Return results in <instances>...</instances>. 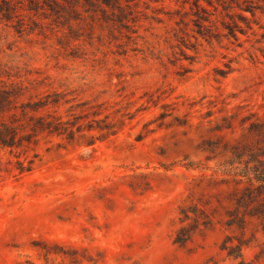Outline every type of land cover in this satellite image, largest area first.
I'll return each instance as SVG.
<instances>
[{"label": "rangeland", "instance_id": "1", "mask_svg": "<svg viewBox=\"0 0 264 264\" xmlns=\"http://www.w3.org/2000/svg\"><path fill=\"white\" fill-rule=\"evenodd\" d=\"M184 1L34 12L13 0L18 19L0 23V89L19 90L0 105L17 138L0 146V264H264L258 223L226 225L222 173L264 138L263 30L204 39ZM38 118L56 129L35 133ZM193 204L213 225L179 246V208Z\"/></svg>", "mask_w": 264, "mask_h": 264}, {"label": "trees", "instance_id": "2", "mask_svg": "<svg viewBox=\"0 0 264 264\" xmlns=\"http://www.w3.org/2000/svg\"><path fill=\"white\" fill-rule=\"evenodd\" d=\"M85 1L88 4L93 3L92 0ZM97 1L106 8L121 10L119 0ZM29 2V11L38 12L40 7H46V0H43V6L39 0H29ZM186 3L188 4L189 1L185 0L184 4ZM190 5L191 12L185 14L191 16L190 22L195 27L194 32L204 39H219L220 36L236 39L238 32L243 35H247L248 31L254 33L253 25L255 24L263 30L260 36L261 40L264 41V24L260 22L261 18H264V0H192ZM18 13L13 0H0V23H13L18 19ZM217 13L221 18L216 17ZM181 23L188 26L184 19H181ZM17 26L24 29L23 24ZM224 31H227V33H224ZM18 91V89H0V105L11 102L13 98L17 97ZM45 105L46 102L41 100L30 107L32 111H37ZM35 123L37 124L33 127L35 133L38 131L45 132L46 130L51 133L56 129L54 123L48 122L44 118L36 119ZM0 146H17L16 132L12 127L4 126L0 128ZM233 154L234 157L240 159L246 156L247 160L245 161V167L240 171L228 170L222 172L224 175L231 177L223 180V182L226 184L233 183V190L229 194L233 209L227 212L229 219L226 225L229 228L237 227L244 232L246 227L255 221L258 223L264 237V138L256 149L242 154L233 152ZM179 214L181 226L174 237V243L179 246L186 245L202 228L207 229L213 225V220L209 217L207 211L196 204L181 206ZM248 243L250 242L241 239L238 245L227 246L226 244L223 250L227 251L230 258L242 259V250L249 245ZM262 252H264V249Z\"/></svg>", "mask_w": 264, "mask_h": 264}]
</instances>
